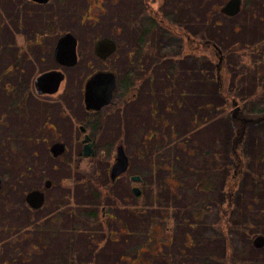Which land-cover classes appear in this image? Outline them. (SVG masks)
Wrapping results in <instances>:
<instances>
[{
    "label": "flooded vegetation",
    "instance_id": "af4514ba",
    "mask_svg": "<svg viewBox=\"0 0 264 264\" xmlns=\"http://www.w3.org/2000/svg\"><path fill=\"white\" fill-rule=\"evenodd\" d=\"M10 1L14 4L12 8H9L12 11L11 14L6 18L2 16L0 19V32L4 28L9 31L4 39H0V97L7 99V103L0 104V126L11 127L14 123H20L22 129L17 140L21 138L25 141L21 154L26 158V171L29 175L33 174V177L40 176L42 181L39 187L30 189L23 199L21 207L26 213L23 214L20 208L15 210L19 212L16 215L22 219L25 218L22 226L11 223L9 228L5 229V232L10 233L6 236L7 243L13 244H11V249L4 250V254L0 249V264H93L91 249H107V247L109 249H139L138 254H140L142 249H159L157 252L160 253L162 249L170 247L176 239L178 231L175 228L178 224H173L174 216L162 211V206L167 205V196L172 197L170 194L174 192L177 197L181 198V190L186 187V173L195 168L191 164V161L195 162V160L200 162L196 168L199 171V179L195 186L198 189L212 188L211 181L215 179V174L212 177L204 175V158L207 159L209 167L212 162L213 170L217 172L221 152L216 137L211 147L204 145L203 131L205 123H209V120L202 115L201 111L208 109L210 104L207 103L206 106L197 104L194 108L195 104L188 96L190 92L184 88L179 92V97L175 92H170L169 95L167 93L169 86L161 87V80H154L156 77L152 69L157 67L159 62H151L149 69H145L142 53L146 54L145 46H151L148 52L152 57V48L156 49V45L152 44V33L161 36L160 32L164 29L165 36L177 39L183 52L188 54V61L196 66L193 72L199 73L198 78H201V83L213 85L214 107L210 106V108L214 111L218 110L220 115L221 71L225 58L223 48L216 42L209 43L213 45L216 62L213 61L215 63L212 71L203 69L205 36H198L186 30L185 25L179 20H167L161 9L165 3L164 0L162 4L158 0L157 5L154 4L156 0H141V3L139 2L141 8L137 7L138 11L135 12L137 22H131L126 13H124L125 17H120L122 19L118 24L120 38L115 39L111 35L101 36L114 39L117 44L116 51L119 49L122 51L118 54L117 69L107 64L116 51L107 58L98 56L95 52V45L101 37L96 39L93 51L96 57L107 65L91 71L82 80L79 88L81 99L77 102L75 101L76 86L66 84H69L71 79L67 69L75 67L81 60L79 39L77 46L79 62L74 66L62 65L56 58L55 50L59 38L69 30H64L56 43L49 45L48 48L44 43V36L46 30L51 29L54 23H47L45 26L41 17L37 16L40 8L45 7L52 0L48 3L36 0H21L16 3L15 0ZM243 2L244 0L242 4ZM35 16L36 24L30 27L29 20ZM141 20L143 21L140 23ZM132 30L139 31L136 32L137 38L132 36ZM46 59H49L50 64L45 65ZM184 59L186 57H182V60ZM50 70H62L65 78L56 92L41 94L36 81L42 73ZM99 70L114 72L117 85L110 104L101 109H93L86 104V83ZM146 86L151 87V90L149 89L146 93L152 96V129L141 134L140 109L137 106L142 99V89ZM173 90L175 87L172 85ZM184 97L188 98L184 99ZM47 99L53 100L47 105L42 104ZM230 101L232 103L231 117L239 119V122L231 120L232 133L228 149L225 150L228 157L227 178L229 177L230 181L228 195L225 193L223 200L218 197L216 203L213 202L212 212H207L208 215L215 212L218 225L222 217H227L229 221L233 218L237 200L236 184L238 179L241 180L247 176L244 166L247 158L253 153V137L256 138V135L251 131L257 129L256 124H264V120L256 121L264 118V111H256L257 114H255L258 117H254L250 113L252 107L248 101L238 102L231 98ZM240 103H243V108L248 111L247 116L240 113L241 107L237 110ZM188 108L193 111H187L190 114L187 119L178 116L179 111L188 110ZM111 119L120 120V132L117 135L112 133V131L115 132L114 130H111V133L108 128L102 130L101 126L106 125L104 122ZM181 122L186 128L185 131H180L178 128ZM76 125H78L77 132ZM45 132H48V136ZM104 135L111 137L117 145L112 154L113 160L107 167L98 170L99 167H96L94 161L106 150L100 151L97 141L99 138L103 139L101 137ZM86 136H89V141L92 142L93 153L91 155H85L84 139ZM14 137V133H10L6 139L11 143ZM74 138L82 143L75 157L89 161L90 165L86 169L71 165V159L74 156L69 143ZM42 143H46L45 150L53 158L65 164L64 168L70 174L69 179H75V181H69L67 187L59 183V197L47 198V191L52 186V182L48 186V179L43 173L35 171L39 168L37 159L43 156ZM55 143H63L65 147V150L58 156L52 152V146ZM121 145L129 157L128 168L113 178L112 169ZM210 153L213 154L212 158L208 156ZM8 154V152L5 153V157ZM67 155H69V161L65 160ZM224 166L226 168V163ZM210 169L212 170V167ZM78 173H87L83 183L73 176ZM86 182H90V187L85 186ZM79 185L87 188L84 198H78L73 193ZM10 186L12 189L13 184ZM136 187L140 188L139 194L135 192ZM32 190L44 192L45 201L39 208L33 207L27 200V195ZM3 193H6V189L2 177L0 194ZM147 201L148 204H146ZM222 201L229 207L222 210ZM153 209H157V213H153ZM33 218L37 220L27 225L26 223L32 221ZM197 220L196 218L190 221L185 215L182 217V221H190L189 226L192 228L196 227ZM161 222H172L173 225L167 226L169 232L165 229L163 234L158 230ZM30 227H36L37 232H40L35 245L29 240ZM11 231L12 234L15 231L17 235L14 236L17 237L14 238ZM24 231L26 234H23ZM155 233L164 235L168 241L160 240L159 236L154 235ZM184 237L185 246L194 245L195 237L191 233L186 231ZM49 239H52L54 244L57 242L58 245L50 249ZM20 243L21 245L25 243V245L20 247ZM152 243H157V246ZM140 263L141 261L133 262V264ZM141 264L150 263L142 262Z\"/></svg>",
    "mask_w": 264,
    "mask_h": 264
},
{
    "label": "rangeland",
    "instance_id": "374dc122",
    "mask_svg": "<svg viewBox=\"0 0 264 264\" xmlns=\"http://www.w3.org/2000/svg\"><path fill=\"white\" fill-rule=\"evenodd\" d=\"M164 1L165 3H163L161 9L167 20H170V18L175 21L179 20L185 25L186 30L198 36L203 35L208 39H214L223 48L226 52L225 71L223 72L225 86L228 89L231 86L230 89H233L231 91L234 94H238L241 98H245L248 94L253 93L252 100L249 102L251 104L250 107H252L250 113L256 117L257 112L254 110V104L264 96V0H244L241 12L231 17L221 11V7L228 0ZM16 2H21V0H15ZM139 2L141 3V0H52L45 7L40 8V13L37 16L38 18L41 17L45 26L47 23H54L51 29L46 30V35L44 36L46 47L49 48V45H54L64 30L71 31L80 41L81 60L75 67L67 69L71 79L69 84L66 85L76 86L77 96L75 94V101H80L79 88L81 82L91 71L105 67L107 64L117 69L116 67L119 65L118 54L122 53V51L120 49L116 51L106 64L96 57L93 45L96 39L103 35H111L115 39L120 38L118 30L120 19L122 16L125 17L124 13H126L131 22H137V14L135 12L137 13L138 11L137 7L141 8ZM156 2L158 3V1H155V5H157ZM13 5L10 0H0V19L2 16L6 18L11 14L12 11L9 8H12ZM29 21V25L32 27L33 24H36V16ZM142 21L139 22L141 23ZM131 32L133 37H138L136 34V32H139L138 30H132ZM8 34L9 31L4 28L0 32V39H4ZM160 35L152 33V44L156 45V49L153 50L152 48V57L149 56L150 53L148 52L151 50V46H145L147 48L146 54L142 53L144 55L143 60L145 64L143 65L145 69L148 70L154 61L159 62L158 66L152 69L156 77L154 80H161V87L168 85L167 93L169 95L170 92H175L178 95L181 89L184 88L187 92H190L188 96L193 101V104H195L194 108L197 104L206 106L207 103L211 107H214L213 85H206V83L203 85L201 83V78H198L199 73L193 72L196 66L188 61L189 56L183 52L177 39H170L167 35L164 36L163 34ZM208 49L206 47L204 49L203 69L205 70L213 69L216 62V57L212 54L213 52H210ZM186 54L187 56H185ZM182 57H186V59L182 60ZM48 64H50V61L46 59L45 65ZM172 85L175 87L173 91ZM149 89L151 90L149 86L142 89V99L137 106L140 109L141 134L152 129V96L150 93H146ZM0 98L1 105L7 103V99ZM187 98L184 97V99ZM246 98L247 101L250 100L249 97ZM52 100L47 99L42 104L47 105ZM210 106L208 109L206 108L201 111L202 115L209 120V123L206 122L204 126L203 140L205 147H211L215 137L218 140L217 143L220 146L221 152L218 164L219 169L215 172L211 162V170L206 161L207 159L204 158V175L212 177L215 174V179L211 181L212 188L198 189L195 186V183L199 179V171L196 168L200 165V162L197 160L195 162L191 161V164L195 168L186 173V187L181 190V198L177 197L174 192L170 194L172 197L166 195L168 201L167 205L162 206V211L170 214V216H174L175 219L172 222L175 225L178 224L175 228L178 232L174 242L170 247L162 249L160 253L157 252L159 249H142L140 254H138L139 249H109V247L107 249H91L93 251V264H133L135 261L150 264H227L229 256H232L237 264H264V246L258 248L253 242L259 233L264 234V158L261 160L256 159V163L253 160L258 156L261 151L260 149L264 145V124H256L258 126L257 129L251 131L256 135V138L253 137V142L255 141L253 153L247 158L248 164L246 162L244 166L247 170V176L240 180L239 184L241 188L238 186L237 189V200L235 202L233 218L230 220L229 230H226L222 222L219 225L217 224L215 212L208 215L204 209L207 205H210V212H212L213 202L216 203L217 198H221L223 194L224 180L228 173V157L225 150L229 145L232 133L230 124L231 120L239 122V119H232L231 117V101L221 106V109H223H220V115L218 114V110L214 111ZM238 106L241 107L240 113L242 112L243 115L247 116L248 111L243 108V103H240ZM187 111L192 112L193 109H183L179 111L178 116L182 119H187L190 116ZM104 123L106 125L103 124L104 128L101 126L102 130L108 128L110 133L111 130H114L115 132L112 131L114 135L120 132V120L111 119L106 120ZM19 124L14 123L11 127L9 126L11 129L0 126V140H2L0 141V173L3 177L4 188L7 193L0 194V249L3 254L4 250L11 249V244H13L7 243L6 236H9L10 233L5 232V229H8L11 223L22 226L25 219L16 215L19 212L15 210L20 208L23 214L26 213L23 207H21L23 199L30 189L39 187L38 185L42 181L40 176L36 175L33 177V174L30 173L29 175L26 171V158L21 154L24 150L25 141L21 140V138L19 141L17 140L22 129V126ZM75 128L77 132L78 125ZM129 128L132 131V128ZM178 128L180 131L186 130L182 122L179 123ZM10 133H14L15 135L11 143L6 139V136ZM45 134L47 135L48 132H45ZM101 138L103 139L99 138L97 141V147L100 151L102 149L106 151L101 157L98 155L94 161L96 167H99L98 170L107 167L110 161L113 160L112 154L117 145L107 135ZM45 144H41L43 156L37 159L39 165H35H38L39 168L35 171L43 173L44 177L48 179L47 181L52 182V186L47 191V198H55L59 197L60 182L67 187L69 181L72 182L75 179H69L70 174L64 168L65 164L59 159L53 158L45 150ZM69 145L74 156L71 159V165L86 169L90 165L89 161L75 157L80 147H82V143L74 138ZM4 152H8V156L5 157ZM208 156L212 158L213 154L210 153ZM30 160V163H32V159ZM65 160H70L69 155L65 157ZM224 163H226V168H224ZM217 173H219V176H217ZM86 175L87 173H78L73 176H76L83 183ZM7 183H9V186H7ZM10 184H13L12 189H10ZM43 186L45 187V185ZM85 186L87 188L90 187V182H86ZM86 187L79 185L73 190V193L78 198H84L87 194ZM146 204H148V201ZM153 213H157V209H153ZM178 215L180 216L178 217ZM183 215L190 221L197 218L196 227H190V221H182ZM36 220L33 218L32 221L26 224L30 225ZM46 221L45 219L44 222L46 223ZM172 222H161V227L158 230L163 234L165 229L166 232H169L167 226L173 225ZM244 225H248L246 230ZM144 229L146 230L147 228ZM30 230L29 240L35 245L40 232H37L36 227H30ZM186 231L195 237L194 245L192 246L187 247L184 245L185 242L183 241L185 240L184 235H186ZM23 234H26V231ZM46 234L50 236L49 233ZM14 235H17L15 231L12 236L14 238L17 237ZM154 235L159 236L160 240L168 241L164 235L156 233ZM55 243H53L52 239H49L48 245L50 249L58 245L57 242ZM152 244L157 246V243ZM22 245L24 246L25 243H22ZM22 245L20 243V247H23Z\"/></svg>",
    "mask_w": 264,
    "mask_h": 264
},
{
    "label": "water",
    "instance_id": "95a60500",
    "mask_svg": "<svg viewBox=\"0 0 264 264\" xmlns=\"http://www.w3.org/2000/svg\"><path fill=\"white\" fill-rule=\"evenodd\" d=\"M41 3H48L50 0H36ZM243 0H228L226 4L221 8V11L227 16H235L240 13L242 9ZM78 38L68 31L63 34L57 43L55 54L57 60L62 65L74 66L79 62V56L77 51ZM117 49L116 41L110 37H101L97 40L95 45V52L102 58H107L113 54ZM65 78V73L62 70H50L42 73L37 81L36 85L38 91L43 93L56 92L62 81ZM117 85L116 75L112 71L99 70L94 73L86 83V104L89 108L101 109L102 107L110 104ZM237 104V103H236ZM240 106L237 107V110ZM264 118L256 120L257 122L263 121ZM90 137L86 136L85 142V155H91L93 153L92 142L89 141ZM63 143H55L52 146V152L58 156L64 149ZM129 157L126 154L124 147L121 145L118 148V155L116 162L112 169V177L116 178L119 174L125 172L128 168ZM51 184L47 181V185ZM2 187V176L0 175V190ZM135 192L140 193V188L136 187ZM28 202L36 208L43 205L45 201L44 192L41 190H32L27 195ZM254 245L258 248L264 246V234H258L254 240Z\"/></svg>",
    "mask_w": 264,
    "mask_h": 264
},
{
    "label": "trees",
    "instance_id": "16d2710c",
    "mask_svg": "<svg viewBox=\"0 0 264 264\" xmlns=\"http://www.w3.org/2000/svg\"><path fill=\"white\" fill-rule=\"evenodd\" d=\"M158 1V0H157ZM161 1V4L163 3V0H159V2ZM162 8V7H161ZM153 14V13H152ZM152 18H153V15H152ZM171 19V18H170ZM173 23V22H172ZM160 33H162L164 36H165V32H164V29H162V32H160ZM209 43H215V40L214 39H208V38H206L205 37V44L207 45L206 46V48L208 49V50H210V52H213L212 54H214V50H213V45H211V44H209ZM217 43V42H216ZM219 45V44H218ZM220 46V45H219ZM223 50V49H222ZM224 53V56H225V58H226V55H225V51L223 52ZM225 58H224V61H223V64H222V71H221V84H222V87H221V94H220V100H221V103H222V105H225V103L226 102H229L230 101V98L231 99H235L236 101H238V102H247V98L246 97H249L250 98V100H248V102H251V100H252V94L253 93H251V94H248L245 98H241L238 94H234L231 90H233V89H230L231 88V86H230V88L228 89V87L227 86H225V80H224V71H225V69H224V64H225ZM213 69H214V66H213ZM213 69H211V71L213 70ZM208 70V69H207ZM212 81V80H211ZM242 99H243V101H242ZM222 101H224V102H222ZM254 106H255V111H257V112H261V111H264V96L263 97H261V99L260 100H258V101H256L255 102V104H254ZM223 109V108H222ZM221 109V110H222ZM254 144H255V141L253 142ZM227 149H228V147H227ZM227 149H226V151H227ZM261 151L259 152V154H258V156H256L253 160H254V163H256L255 162V160L256 159H259V160H261V159H263L264 158V145H263V147L260 149ZM259 162V161H258ZM241 177V176H240ZM229 178V177H228ZM227 177H226V180H225V183H224V187H223V194H222V196H221V200H223V197L225 196V193L228 195V187H229V179H228ZM240 183V179H238V182H237V189H238V186L241 188V185L239 184ZM205 188V187H204ZM226 190H227V192H226ZM221 204H223L222 206V210L224 209V208H228L229 206H228V204H224V202L222 201L221 202ZM210 209H211V206L210 205H207L206 207H205V211H207V212H210ZM227 215V214H226ZM221 222H222V225H223V227H224V229H226V230H229V225H230V221L227 219V217H222V219H221ZM244 228H245V230L248 228V225H244ZM228 245V244H227ZM228 248H229V246H228ZM227 264H237V262H236V260L232 257V256H229V259H228V262H227Z\"/></svg>",
    "mask_w": 264,
    "mask_h": 264
}]
</instances>
